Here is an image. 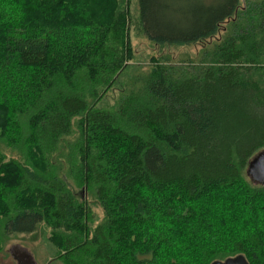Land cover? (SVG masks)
<instances>
[{"label":"trees","instance_id":"obj_1","mask_svg":"<svg viewBox=\"0 0 264 264\" xmlns=\"http://www.w3.org/2000/svg\"><path fill=\"white\" fill-rule=\"evenodd\" d=\"M125 1L0 0V250L44 222L65 264H264V185L246 174L264 149V0H136L157 45L231 24L209 64L144 73L125 64Z\"/></svg>","mask_w":264,"mask_h":264},{"label":"rangeland","instance_id":"obj_2","mask_svg":"<svg viewBox=\"0 0 264 264\" xmlns=\"http://www.w3.org/2000/svg\"><path fill=\"white\" fill-rule=\"evenodd\" d=\"M246 1L250 0H241L242 6ZM124 4L129 15L130 24L127 31L130 49L132 50V58L125 61V64L127 67L135 66L143 69L142 73L158 63L187 67L194 64H209L212 61V57L207 55V49L212 48L215 43L221 41L229 33L231 27V24H225L215 37L197 44L157 45L148 40L141 29L137 1L127 0ZM118 88L112 87L106 93V97L102 99L101 104L104 103L111 106L117 103L120 93ZM75 121L77 122L78 118ZM69 139H73V136ZM2 143L0 142V153H5L7 158L11 157L13 153L10 151V148ZM238 192L236 191L235 194L237 195ZM84 195H86L85 192ZM86 198H88L87 195ZM88 205L91 207L93 215L96 216V221L102 219L104 215L103 210L91 197L88 198ZM50 237L51 230L44 222L40 223L33 232H13L9 234L8 237L3 239V248L0 250V264H16L18 255L22 251L21 248L24 247L31 253L38 264H65L63 258L59 256L63 254L64 250L58 244L52 242Z\"/></svg>","mask_w":264,"mask_h":264},{"label":"water","instance_id":"obj_3","mask_svg":"<svg viewBox=\"0 0 264 264\" xmlns=\"http://www.w3.org/2000/svg\"><path fill=\"white\" fill-rule=\"evenodd\" d=\"M247 176L254 184L264 185V149L257 152L249 161ZM212 264H250L242 255L229 257L224 261L214 262Z\"/></svg>","mask_w":264,"mask_h":264},{"label":"flooded vegetation","instance_id":"obj_4","mask_svg":"<svg viewBox=\"0 0 264 264\" xmlns=\"http://www.w3.org/2000/svg\"><path fill=\"white\" fill-rule=\"evenodd\" d=\"M21 250L22 251L18 255V258L16 260V264H38L31 253L25 247L21 248Z\"/></svg>","mask_w":264,"mask_h":264}]
</instances>
